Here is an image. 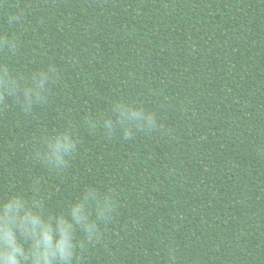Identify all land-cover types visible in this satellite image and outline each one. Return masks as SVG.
<instances>
[{
  "label": "trees",
  "instance_id": "16d2710c",
  "mask_svg": "<svg viewBox=\"0 0 264 264\" xmlns=\"http://www.w3.org/2000/svg\"><path fill=\"white\" fill-rule=\"evenodd\" d=\"M0 264H264V0H0Z\"/></svg>",
  "mask_w": 264,
  "mask_h": 264
},
{
  "label": "clouds",
  "instance_id": "9594fccd",
  "mask_svg": "<svg viewBox=\"0 0 264 264\" xmlns=\"http://www.w3.org/2000/svg\"><path fill=\"white\" fill-rule=\"evenodd\" d=\"M66 147V145H65ZM57 150H59V147L57 148ZM57 160L59 162H63V157L62 156H58ZM43 236H44V242H45V248H50L51 247V237L48 235V230L45 229L43 232ZM67 242L65 239H62L60 244H59V249H60V254L61 256H65V249L67 248ZM17 249H13V252L16 251ZM12 260H15V257H11Z\"/></svg>",
  "mask_w": 264,
  "mask_h": 264
}]
</instances>
